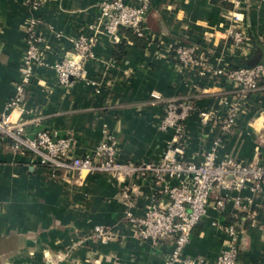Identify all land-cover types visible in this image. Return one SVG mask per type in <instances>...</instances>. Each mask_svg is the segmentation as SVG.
<instances>
[{"label":"crops","instance_id":"crops-1","mask_svg":"<svg viewBox=\"0 0 264 264\" xmlns=\"http://www.w3.org/2000/svg\"><path fill=\"white\" fill-rule=\"evenodd\" d=\"M39 1L35 31L48 65L34 68L22 110L10 111L11 121H24L25 133L70 136V157H93L110 137L120 162H157L172 138L171 128L159 127L164 104L182 99L193 108L184 121L186 160L201 163L219 137L218 158L264 164V88L239 98L225 74L229 66L264 63V0H149L145 35L121 29L116 41L99 27L103 0ZM234 12L248 36L245 49L225 37ZM30 17L25 0H0V114L21 78ZM90 31L97 41L83 76L62 86L49 64L70 51L74 36ZM179 42L196 48L197 62L188 68L167 56ZM232 104L237 106L233 128L222 133L220 121ZM200 111L214 120H202ZM10 144L0 133V264H165L171 239L151 243L136 237L122 217L128 207L122 182L111 173L68 169L52 175ZM135 182L132 212L141 214L152 198L165 200L149 175L136 176ZM220 193L226 196L225 209L218 212L210 200L181 259L214 261L225 237L217 223H233L239 232L238 261L264 264V181ZM96 227L112 236L91 237Z\"/></svg>","mask_w":264,"mask_h":264},{"label":"built area","instance_id":"built-area-1","mask_svg":"<svg viewBox=\"0 0 264 264\" xmlns=\"http://www.w3.org/2000/svg\"><path fill=\"white\" fill-rule=\"evenodd\" d=\"M31 10V17L26 27L25 50L21 58V78L15 84V92L6 103V110L0 114V133L11 140L10 148L22 155L28 156L33 164L48 167L50 174L65 173L68 169L89 172H109L122 182L121 197L127 204L123 219L130 225L136 237L141 241L158 243L167 238L172 241V249L167 254L165 264H241L238 261L239 232L233 223L219 224L224 233L223 247L212 262L204 259H181L182 248L188 243L191 231L196 223L203 218L210 206V200L218 212L225 209L226 196L220 190L239 192L252 184L254 188L264 181V164L242 162L227 156L218 158L216 145L220 138L214 141V146L207 151L201 163L194 164L184 158L183 145L185 141L184 121L193 111L188 100L170 99L164 104V113L160 128L172 129V138L166 145L161 158L157 162H120L118 160L117 143L110 137L96 147L95 156H69L72 146L70 136H58L47 130H37L32 134L25 133L24 121H11L10 111L22 110L26 98V84L31 79L36 66L48 65L39 54L42 38L35 31L40 18L35 11L40 7L39 0H25ZM149 0H103L99 4V27L112 40H118L121 29H128L133 34L143 37L147 30V12ZM240 18L236 12L231 14V24L225 37L240 48L248 46V36L239 24ZM93 30L92 26H89ZM95 28V27H94ZM97 28V27H96ZM95 28V29H96ZM97 30V29H96ZM97 37L91 31L80 33L72 38L69 52L58 54L49 64L54 71L59 84L68 86L73 80L84 74V63L92 56V48ZM167 56L176 61L178 66L188 68L197 62L196 48L192 44L179 42ZM221 73V70H214ZM226 76L232 82L231 91L239 98L264 88V63L254 65L229 66ZM236 105L221 119L222 133L233 128ZM201 119L214 120L208 112H199ZM149 175L155 182L157 192L165 200L155 202L154 198L147 200L141 214L134 213L136 182L135 177ZM169 180H176L170 184ZM239 197L235 203L239 204ZM112 231L96 227L91 237L104 241L112 236ZM253 264V263H250Z\"/></svg>","mask_w":264,"mask_h":264},{"label":"water","instance_id":"water-1","mask_svg":"<svg viewBox=\"0 0 264 264\" xmlns=\"http://www.w3.org/2000/svg\"><path fill=\"white\" fill-rule=\"evenodd\" d=\"M254 62H255V61H254ZM254 62H252V63H254ZM252 63H249V64L251 65Z\"/></svg>","mask_w":264,"mask_h":264},{"label":"trees","instance_id":"trees-1","mask_svg":"<svg viewBox=\"0 0 264 264\" xmlns=\"http://www.w3.org/2000/svg\"><path fill=\"white\" fill-rule=\"evenodd\" d=\"M128 30V29H127Z\"/></svg>","mask_w":264,"mask_h":264}]
</instances>
